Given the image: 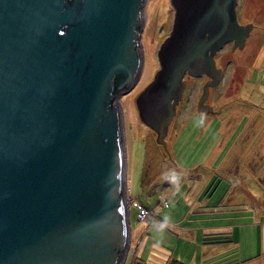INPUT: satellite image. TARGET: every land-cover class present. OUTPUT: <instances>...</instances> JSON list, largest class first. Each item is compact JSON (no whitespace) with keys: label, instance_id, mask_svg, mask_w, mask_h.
I'll use <instances>...</instances> for the list:
<instances>
[{"label":"water","instance_id":"water-1","mask_svg":"<svg viewBox=\"0 0 264 264\" xmlns=\"http://www.w3.org/2000/svg\"><path fill=\"white\" fill-rule=\"evenodd\" d=\"M169 1L159 67L135 98L165 150L184 75L213 72L208 85L216 84L214 54L230 40L242 46L252 25L238 23L236 0ZM143 4L0 0V264H124L131 229L119 97L142 71Z\"/></svg>","mask_w":264,"mask_h":264},{"label":"rangeland","instance_id":"rangeland-1","mask_svg":"<svg viewBox=\"0 0 264 264\" xmlns=\"http://www.w3.org/2000/svg\"><path fill=\"white\" fill-rule=\"evenodd\" d=\"M235 11L239 24L252 25L242 46L233 48L235 40H230L214 54L220 76L216 84L208 85L204 99L213 112L195 109L204 91V79L199 81L185 75V86L165 135V150L156 141V133L140 120L135 98L159 67L157 50L171 29L173 7L169 0H144L145 17L139 38L144 57L142 71L135 85L119 97L126 145L130 229L143 227L142 258L158 243L171 250L170 258L191 264L200 259L198 227L211 222L196 215L198 201L194 203L193 198L203 183L201 190L209 182L219 184L213 203L219 196L227 200L240 181L246 182L243 188L254 196L259 190L257 178L264 183V0H236ZM243 147L247 155H239L238 150ZM173 171L179 176L178 182L166 178ZM258 199L262 202L260 206L252 200L257 208L252 207L251 199H246V212L219 213L235 214L234 222H242L243 228H247L242 235L244 244L261 238V251L252 255L249 252L250 258L243 264H264L263 235L259 238L258 230H252L248 224L255 221L256 212L257 221L264 223L263 194ZM132 201L148 210L143 220L138 219V209ZM186 228L191 230L189 236ZM142 237H138V245ZM226 253L232 254L233 260H240L231 249L227 248Z\"/></svg>","mask_w":264,"mask_h":264},{"label":"crops","instance_id":"crops-1","mask_svg":"<svg viewBox=\"0 0 264 264\" xmlns=\"http://www.w3.org/2000/svg\"><path fill=\"white\" fill-rule=\"evenodd\" d=\"M244 147L242 149H239V155H247V153L243 152ZM238 155V154H237ZM250 156H248V159ZM257 183L259 185V190L256 191L255 196L252 195L249 192V189L243 188L245 186L246 182L240 181L235 184V188L230 191V199L224 200L223 196H219L214 203L212 202V198L216 192V189L219 184H213L209 182L205 189H202V186H200L199 190L197 191L196 195L194 196V203L198 201L197 208H196V215H200L201 219H209L211 222L204 223L198 227V230L200 231L201 239V251H200V259L197 261L192 262L193 264H243L245 263L246 258L249 252L250 254H257V252L261 251V238L259 235H263L264 239V223L258 222L257 212L254 219L255 221H252L248 223L249 227L253 230L256 228L258 230V237L257 242L253 241L252 244L246 245L242 242V235L247 228H243L242 222H234L232 218H235L236 215H221L219 213H228V212H246L247 206H246V199H251L252 207L254 208L253 201L256 202L258 206L262 202L257 198L261 197V194H263L264 197V183L261 182L260 178H257ZM248 183V182H247ZM227 192H229L227 190ZM246 194V195H245ZM251 196V197H250ZM253 198V199H252ZM253 200V201H252ZM166 201V199H164ZM210 201V203H209ZM242 202V203H239ZM255 208H257L255 206ZM254 211V209H253ZM257 211V210H256ZM216 213L220 216L215 215H208V214ZM203 216L207 217L204 218ZM225 219L222 222H219L217 219ZM237 218H239L237 216ZM231 219V220H230ZM264 222V221H262ZM247 223V222H243ZM248 227V226H247ZM141 229L143 227H136L131 231V244L127 252V256L125 259L124 264H191V263H185L182 260L178 258H170L169 252L171 251L166 246H163L158 243H154L150 250L148 249L147 254L145 255V258H142V253L145 250V237L141 236ZM183 229H181L182 231ZM243 230V231H242ZM186 231L190 233V228H186ZM138 237H142L143 240L140 242V245H138ZM264 247V242H263ZM227 248L234 251L239 261L233 260L232 254L226 253ZM132 250V251H131ZM132 253H131V252ZM225 251V253H224ZM256 252V253H254ZM230 255V257H229ZM147 256V257H146ZM254 256V255H253ZM254 260V259H252Z\"/></svg>","mask_w":264,"mask_h":264},{"label":"flooded vegetation","instance_id":"flooded-vegetation-1","mask_svg":"<svg viewBox=\"0 0 264 264\" xmlns=\"http://www.w3.org/2000/svg\"><path fill=\"white\" fill-rule=\"evenodd\" d=\"M144 24V23H143ZM142 31H143V25H142ZM187 77H190V75H188L187 73L185 74ZM184 75V76H185ZM215 75H216V73H213L212 72V77H210V76H208V75H206V74H202V75H199V76H196V77H193L192 76V78L193 79H196V80H199V81H201V80H203L204 79V83H203V90H206V89H208V84H212V82L214 81V80H216V77H215ZM186 82V81H185ZM195 85V84H194ZM205 91H203V92H201V94L202 93H204ZM206 101V100H205ZM205 101H204V95H200V97L197 99V104H196V107H195V109H197V107L199 108V110L201 109V106L200 105H202L203 107L205 106L204 104H205ZM200 102V103H199ZM178 103H179V101H178ZM177 103V104H178ZM177 106V105H176ZM206 107V106H205ZM203 108L202 110H208L207 108ZM160 144V143H159Z\"/></svg>","mask_w":264,"mask_h":264},{"label":"built area","instance_id":"built-area-1","mask_svg":"<svg viewBox=\"0 0 264 264\" xmlns=\"http://www.w3.org/2000/svg\"><path fill=\"white\" fill-rule=\"evenodd\" d=\"M132 205H134L138 209V212H137L138 219L143 220L146 214L148 213L147 212L148 210L144 208L142 205L137 204L136 202H133V201H132Z\"/></svg>","mask_w":264,"mask_h":264},{"label":"clouds","instance_id":"clouds-1","mask_svg":"<svg viewBox=\"0 0 264 264\" xmlns=\"http://www.w3.org/2000/svg\"><path fill=\"white\" fill-rule=\"evenodd\" d=\"M200 123H203V118L201 119ZM166 178H169L172 182H178L179 181V176L175 171H173L170 174V176H168Z\"/></svg>","mask_w":264,"mask_h":264},{"label":"trees","instance_id":"trees-1","mask_svg":"<svg viewBox=\"0 0 264 264\" xmlns=\"http://www.w3.org/2000/svg\"><path fill=\"white\" fill-rule=\"evenodd\" d=\"M140 264H142V263H140Z\"/></svg>","mask_w":264,"mask_h":264}]
</instances>
